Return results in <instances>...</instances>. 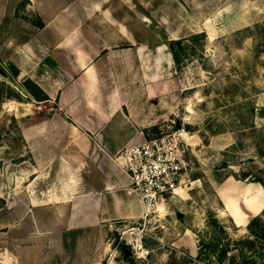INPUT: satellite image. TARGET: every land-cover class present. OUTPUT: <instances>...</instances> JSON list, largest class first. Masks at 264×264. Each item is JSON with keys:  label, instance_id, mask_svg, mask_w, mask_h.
I'll return each instance as SVG.
<instances>
[{"label": "crops", "instance_id": "1", "mask_svg": "<svg viewBox=\"0 0 264 264\" xmlns=\"http://www.w3.org/2000/svg\"><path fill=\"white\" fill-rule=\"evenodd\" d=\"M30 1L38 22L26 24L28 33L8 61L18 68V81L30 78L48 99L29 96L44 113L29 101L2 103L17 121L18 157L26 149L32 162L19 166L21 176L11 173L16 183L27 175L31 192L0 194L6 216H18L0 226V264H100L112 226L142 220L149 211L116 156L176 110V79L167 77L174 61L163 40L189 34H161L153 45L150 16L141 20L142 39L115 0ZM214 191L234 225L229 236L248 237L249 219L264 209L262 185L227 176ZM193 228L184 226L171 244L194 257Z\"/></svg>", "mask_w": 264, "mask_h": 264}, {"label": "rangeland", "instance_id": "2", "mask_svg": "<svg viewBox=\"0 0 264 264\" xmlns=\"http://www.w3.org/2000/svg\"><path fill=\"white\" fill-rule=\"evenodd\" d=\"M52 1L71 4V0ZM27 4L32 2L0 0V63L6 69L8 58L28 33L26 24L38 22ZM114 4H121L122 20L142 39L141 20L145 14L150 16L146 31L153 45L165 33L189 34L180 37L186 38L205 32L206 39L201 50L196 49L199 43H185L196 54L180 69L173 64L167 76L176 79V110L160 127L146 132L147 137L161 130L180 133L186 161L181 196L152 207L142 220L116 222L106 236L100 264H184L186 251L171 244L184 226L194 224L193 230L202 232L213 214L227 232L234 230L214 191L217 184L227 176L264 182V0H115ZM20 82L0 76V194L23 198L31 192L27 190L30 180L26 175L16 183L11 173L21 176L17 169L30 167L32 158L26 149L25 161L18 157L17 121L12 107H2L3 102L20 99L38 108ZM183 86L186 89L180 92ZM7 210L0 197V226L18 220V216L7 217ZM125 248L132 252L127 258Z\"/></svg>", "mask_w": 264, "mask_h": 264}, {"label": "trees", "instance_id": "3", "mask_svg": "<svg viewBox=\"0 0 264 264\" xmlns=\"http://www.w3.org/2000/svg\"><path fill=\"white\" fill-rule=\"evenodd\" d=\"M205 39V32H198L186 38L168 39L164 37L163 43L167 45L176 68L180 69L185 61L196 54L195 49L185 43L188 41L199 43V48L196 49L201 50ZM6 70L9 80L16 83L19 74L18 68L9 63ZM19 86L21 90L37 101L48 99L44 91L30 78L23 79ZM17 100L20 101V99ZM250 110L253 111L254 108L251 107ZM248 180L259 182L264 188V182L260 179L254 177ZM232 226L234 227V225ZM247 229L248 237L232 239L221 220L210 214L206 230L195 232L197 237L196 255L193 257L186 253L182 257L184 264H264V209L259 215L249 219ZM174 255L176 254L174 253Z\"/></svg>", "mask_w": 264, "mask_h": 264}, {"label": "built area", "instance_id": "4", "mask_svg": "<svg viewBox=\"0 0 264 264\" xmlns=\"http://www.w3.org/2000/svg\"><path fill=\"white\" fill-rule=\"evenodd\" d=\"M179 134L161 130L142 143L124 147L116 156L149 210L180 197L185 186L186 161Z\"/></svg>", "mask_w": 264, "mask_h": 264}, {"label": "water", "instance_id": "5", "mask_svg": "<svg viewBox=\"0 0 264 264\" xmlns=\"http://www.w3.org/2000/svg\"><path fill=\"white\" fill-rule=\"evenodd\" d=\"M0 76H2L3 78H8V73L7 70L4 68V66L0 63ZM182 213L181 212H177V216L181 217ZM132 254V252L128 249H124V258L129 257Z\"/></svg>", "mask_w": 264, "mask_h": 264}]
</instances>
